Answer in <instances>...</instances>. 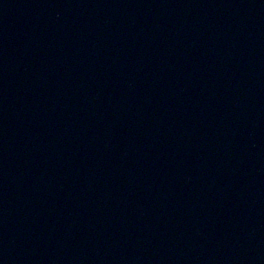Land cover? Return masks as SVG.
<instances>
[{"label":"water","instance_id":"water-1","mask_svg":"<svg viewBox=\"0 0 264 264\" xmlns=\"http://www.w3.org/2000/svg\"><path fill=\"white\" fill-rule=\"evenodd\" d=\"M0 264H264V0H0Z\"/></svg>","mask_w":264,"mask_h":264}]
</instances>
